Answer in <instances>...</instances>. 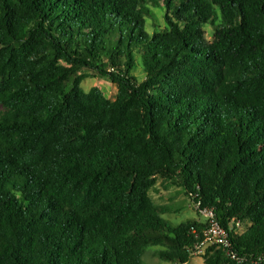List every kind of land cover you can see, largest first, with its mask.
<instances>
[{"label":"trees","instance_id":"1","mask_svg":"<svg viewBox=\"0 0 264 264\" xmlns=\"http://www.w3.org/2000/svg\"><path fill=\"white\" fill-rule=\"evenodd\" d=\"M159 179L264 257V0H0V264H190Z\"/></svg>","mask_w":264,"mask_h":264},{"label":"rangeland","instance_id":"2","mask_svg":"<svg viewBox=\"0 0 264 264\" xmlns=\"http://www.w3.org/2000/svg\"><path fill=\"white\" fill-rule=\"evenodd\" d=\"M82 86L85 91H89L91 88L97 87L104 92L107 98L111 100L116 99L117 87L106 80L90 77L85 80ZM151 196L158 206L165 208L164 212L161 213L162 217L173 225H179L189 218H195L196 220L203 221L206 220L204 215L198 211V207L194 206L192 201H190V199L185 195L184 191L176 185L165 184L162 179H159L157 187L153 192H151ZM161 249V247L149 248L146 252L147 254H145L143 258L144 263L174 264L165 262L156 256V252ZM190 264H204V260L199 256H195L191 259Z\"/></svg>","mask_w":264,"mask_h":264},{"label":"built area","instance_id":"3","mask_svg":"<svg viewBox=\"0 0 264 264\" xmlns=\"http://www.w3.org/2000/svg\"><path fill=\"white\" fill-rule=\"evenodd\" d=\"M201 213L206 219V227L202 228L200 232L199 229L192 230L193 235L197 237V242L191 250L192 255L201 256L206 253L208 248L217 247L227 252L236 264H264V257L251 263H245L237 258L236 253L233 252L229 231L220 224L215 213L210 209H204Z\"/></svg>","mask_w":264,"mask_h":264}]
</instances>
